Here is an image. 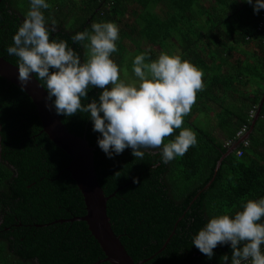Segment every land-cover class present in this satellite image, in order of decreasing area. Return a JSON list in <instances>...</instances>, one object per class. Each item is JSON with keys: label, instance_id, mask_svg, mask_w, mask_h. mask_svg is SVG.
I'll return each instance as SVG.
<instances>
[{"label": "trees", "instance_id": "1", "mask_svg": "<svg viewBox=\"0 0 264 264\" xmlns=\"http://www.w3.org/2000/svg\"><path fill=\"white\" fill-rule=\"evenodd\" d=\"M48 2L42 11L56 21L50 39L65 40L81 60L87 50L70 37L91 30L92 22L112 21L119 33L117 50L110 55L120 68L132 72V60L141 52L147 53L146 62L156 59V46L203 71L204 86L181 125L195 132L197 144L168 164L160 162L158 149L145 150L142 160L130 148L108 158L97 145L99 133L92 130L87 113L60 117L69 131L94 147L99 184L106 195L115 192L107 214L135 262L223 264L221 256H231L229 244H218L209 259L191 238L212 214L233 213L247 199L264 196V103L249 144L235 138L243 126L251 128L264 95V35L256 31L264 9L254 13L242 0ZM28 6L29 0H0V56L14 65L17 58L5 49ZM232 50L247 53L246 58L232 60ZM100 91L90 88L82 103L98 99ZM199 109L210 113L208 122H194L190 112ZM228 141L242 149L240 155L227 152ZM70 160L43 131L32 98L0 75V264H94L105 257L88 224L71 220L86 210L67 168Z\"/></svg>", "mask_w": 264, "mask_h": 264}, {"label": "clouds", "instance_id": "2", "mask_svg": "<svg viewBox=\"0 0 264 264\" xmlns=\"http://www.w3.org/2000/svg\"><path fill=\"white\" fill-rule=\"evenodd\" d=\"M242 2L251 5L254 13L264 9V0ZM49 7L48 0H29L24 19L5 49L17 58V78L22 86L33 74L46 89V100L51 101L46 107L57 115L87 113L92 130L99 133L97 145L108 158L130 148L131 155L142 160L145 150L158 149L160 162L168 164L197 144L195 132L181 125L204 86L201 69L175 54L161 53L146 62L147 53L141 52L132 60V73L138 82L126 83L118 79V72L124 69L110 55L117 50L118 25L92 22L91 30L85 28L72 35L70 39L81 42L87 50V58L81 60L65 40L50 39L56 21L46 18L42 11ZM92 87L102 89L98 99L82 103ZM174 129H180L178 134L163 142ZM249 130L240 136L236 133L237 143L249 142L250 135L238 142ZM226 145L238 150L233 142ZM262 217L264 196L247 199L233 213L212 214L192 236L191 244L209 259L218 244H229L231 256H221L223 264L229 260L230 264H264Z\"/></svg>", "mask_w": 264, "mask_h": 264}, {"label": "water", "instance_id": "3", "mask_svg": "<svg viewBox=\"0 0 264 264\" xmlns=\"http://www.w3.org/2000/svg\"><path fill=\"white\" fill-rule=\"evenodd\" d=\"M0 75L26 91L36 106L43 131L49 135L54 143L65 149L70 156L71 160L67 168L82 193L86 210L84 215L73 217L71 220L85 221L92 235L100 244L105 257L94 264H99L102 261H108L111 264H142L144 260L134 261L112 228L110 217L107 214V201L114 196L115 192L106 195L99 184L94 165V147L89 145L85 136H79L69 131L62 122L60 115H57L50 107H46V104L50 105L51 101L46 100V89L40 85L33 74H30L31 79L29 82L22 86L17 78L16 65L0 56ZM263 103L264 95L255 113L250 130L238 142L250 135ZM234 148L233 145L227 152L229 153Z\"/></svg>", "mask_w": 264, "mask_h": 264}, {"label": "rangeland", "instance_id": "4", "mask_svg": "<svg viewBox=\"0 0 264 264\" xmlns=\"http://www.w3.org/2000/svg\"><path fill=\"white\" fill-rule=\"evenodd\" d=\"M133 5L135 7H134V10H132V11H135V9H138V6L137 5H135V4H133ZM130 19H132V17H128L127 16V20H130ZM127 42L130 44L131 41H127ZM142 45L145 46V47H149L148 44L145 41H142ZM153 47L156 50V55L159 56L161 54L160 50H158V47H156V46H153ZM118 79H124L126 83H137L138 82V79L134 76V74L131 72V70H129L127 68L124 69L123 72H119L118 73ZM190 113H191L192 119L196 123L203 124V123L209 121V120L207 121L206 118L208 117V115L210 113L207 112L206 109H199L198 111L192 110ZM217 129L218 128H216L215 126H213V128L211 130L214 131V132H216Z\"/></svg>", "mask_w": 264, "mask_h": 264}, {"label": "built area", "instance_id": "5", "mask_svg": "<svg viewBox=\"0 0 264 264\" xmlns=\"http://www.w3.org/2000/svg\"><path fill=\"white\" fill-rule=\"evenodd\" d=\"M257 29H258V31L264 33V12L261 14V19H260V21H259V23H258V25H257ZM246 129H247V126H246V125L243 126V127L238 131L237 135H238V136L242 135V134L246 131ZM248 144H249V142H248L247 140H245V141H244V145L246 146V145H248ZM241 152H242V149H238V150H237V154H238V155H240Z\"/></svg>", "mask_w": 264, "mask_h": 264}, {"label": "crops", "instance_id": "6", "mask_svg": "<svg viewBox=\"0 0 264 264\" xmlns=\"http://www.w3.org/2000/svg\"><path fill=\"white\" fill-rule=\"evenodd\" d=\"M204 2L206 1V0H203ZM257 27V26H256ZM256 31L258 32V33H260V34H263L264 35V33H262V32H260V31H258V29L256 28ZM240 46L241 45H239L238 47L240 48ZM244 48V47H243ZM239 50V49H238ZM238 50H232V60L233 59H235V58H237V57H240L241 59H245L246 58V55H247V53H242L241 51H238ZM248 50V49H247ZM251 49L249 48V50L248 51H250ZM247 51V52H248ZM225 55V54H224ZM251 90V89H250Z\"/></svg>", "mask_w": 264, "mask_h": 264}, {"label": "bare ground", "instance_id": "7", "mask_svg": "<svg viewBox=\"0 0 264 264\" xmlns=\"http://www.w3.org/2000/svg\"><path fill=\"white\" fill-rule=\"evenodd\" d=\"M257 28V27H256Z\"/></svg>", "mask_w": 264, "mask_h": 264}]
</instances>
